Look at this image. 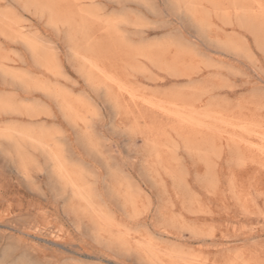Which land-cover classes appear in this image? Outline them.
<instances>
[{
	"label": "rangeland",
	"instance_id": "1",
	"mask_svg": "<svg viewBox=\"0 0 264 264\" xmlns=\"http://www.w3.org/2000/svg\"><path fill=\"white\" fill-rule=\"evenodd\" d=\"M147 2L0 0V264H264L261 0Z\"/></svg>",
	"mask_w": 264,
	"mask_h": 264
},
{
	"label": "snow or ice",
	"instance_id": "2",
	"mask_svg": "<svg viewBox=\"0 0 264 264\" xmlns=\"http://www.w3.org/2000/svg\"><path fill=\"white\" fill-rule=\"evenodd\" d=\"M186 5L183 2L177 3H165L163 6H156L151 3V0L145 4V7L149 8L152 12L151 18L140 17L141 22L148 24L151 27L171 29L172 31L168 33L169 37L178 41H183L184 36L187 33L188 26L192 23L190 15L186 14ZM261 13L264 14V0H261L260 5ZM260 95L262 100H264V81H261ZM97 121H105V116L99 111L97 112ZM70 153L64 154V159H68ZM50 161L56 166L57 170L62 167L61 159L56 154L50 155ZM101 198V203L105 201H111L115 203L111 191V182L105 180L102 192L99 194ZM138 227V226H136Z\"/></svg>",
	"mask_w": 264,
	"mask_h": 264
},
{
	"label": "bare ground",
	"instance_id": "3",
	"mask_svg": "<svg viewBox=\"0 0 264 264\" xmlns=\"http://www.w3.org/2000/svg\"><path fill=\"white\" fill-rule=\"evenodd\" d=\"M24 1V0H23ZM24 3V2H23ZM213 17V16H212ZM220 18V17H219ZM54 27V26H53ZM217 32V31H216ZM215 38V37H214ZM41 46V45H40ZM38 47V46H37ZM45 50V49H44ZM44 63V62H43ZM89 64V63H88ZM51 68V67H50ZM90 68V67H89ZM47 69V68H46ZM47 71V70H46ZM45 71V72H46ZM49 72V71H48ZM19 77V76H18ZM15 79V78H14ZM13 80V79H12ZM105 81V80H104ZM18 83V82H17ZM196 86V85H195ZM52 89V88H51ZM231 117V116H230ZM185 118V117H184ZM78 121V120H77ZM79 122V121H78ZM238 122V121H237ZM81 124V123H80ZM243 133V132H242ZM249 136V135H248ZM2 138V137H1ZM9 141V140H8ZM38 143V142H37ZM234 143V142H233ZM95 149V148H94ZM212 149V148H211ZM57 155V154H56ZM48 166V165H47ZM212 167V166H211ZM116 180V178H115ZM72 182V181H71ZM115 182V181H114ZM118 183V181H116ZM116 195V194H115ZM96 198V197H95ZM128 198V196H127ZM130 199V198H129ZM128 199V200H129ZM124 201V200H123ZM71 204L69 205V210L74 216L79 217V216H88L89 214V207L94 209L92 206H90V197L88 192H83L80 190L78 186L72 185L71 184ZM126 203V202H124ZM107 221V220H106ZM103 225V224H102ZM79 227V226H78ZM97 234L101 237L100 230H97ZM96 234V235H97ZM158 253V252H157Z\"/></svg>",
	"mask_w": 264,
	"mask_h": 264
}]
</instances>
